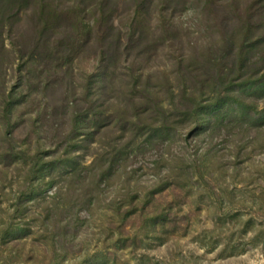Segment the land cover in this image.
Instances as JSON below:
<instances>
[{
	"label": "rangeland",
	"instance_id": "1",
	"mask_svg": "<svg viewBox=\"0 0 264 264\" xmlns=\"http://www.w3.org/2000/svg\"><path fill=\"white\" fill-rule=\"evenodd\" d=\"M238 68L264 73V0H0V264H264Z\"/></svg>",
	"mask_w": 264,
	"mask_h": 264
},
{
	"label": "trees",
	"instance_id": "2",
	"mask_svg": "<svg viewBox=\"0 0 264 264\" xmlns=\"http://www.w3.org/2000/svg\"><path fill=\"white\" fill-rule=\"evenodd\" d=\"M241 72H242V68H238L237 69V75L234 78L223 79L219 82V85L222 88H224L227 91V93H231L234 96H239L240 91H246V89L264 90V73L262 75L254 74V76L246 74L248 76L244 77L243 75H245V74H241ZM249 81H253V84H250ZM225 97L230 98V99H234L230 95H226ZM237 100L241 101L244 105L243 100H240V99H237ZM210 106H212V107L204 112L206 114L202 113L203 109H201V107H198L195 109V115H196L198 123L201 127H205L206 124H210V122L212 121V118H213V117H211V116H213L212 113L221 115L220 111L227 109V103H225V102L224 103H220V102L212 103ZM248 107H249L247 109L248 111L249 110L253 111V109L257 108L258 106L255 103V105H249L248 104ZM238 108L239 107L237 106L236 110ZM260 114L262 115L263 111L260 112ZM76 122L77 121H75V123H73L74 127H76L77 124H80L79 122L78 123H76ZM46 169H47L46 167H42L40 172H43Z\"/></svg>",
	"mask_w": 264,
	"mask_h": 264
}]
</instances>
